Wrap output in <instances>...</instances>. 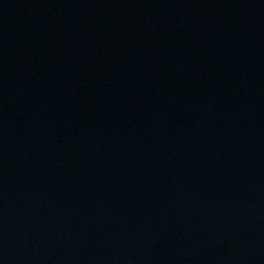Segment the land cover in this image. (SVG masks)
<instances>
[{"label":"water","instance_id":"obj_1","mask_svg":"<svg viewBox=\"0 0 264 264\" xmlns=\"http://www.w3.org/2000/svg\"><path fill=\"white\" fill-rule=\"evenodd\" d=\"M0 264H264V0H0Z\"/></svg>","mask_w":264,"mask_h":264}]
</instances>
